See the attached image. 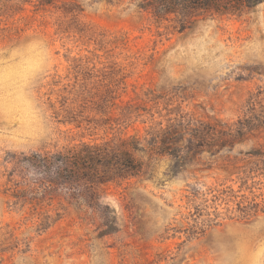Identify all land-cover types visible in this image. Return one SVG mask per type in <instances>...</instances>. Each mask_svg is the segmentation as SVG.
I'll list each match as a JSON object with an SVG mask.
<instances>
[{
	"label": "rangeland",
	"instance_id": "1",
	"mask_svg": "<svg viewBox=\"0 0 264 264\" xmlns=\"http://www.w3.org/2000/svg\"><path fill=\"white\" fill-rule=\"evenodd\" d=\"M258 6L0 0V264H216L264 215ZM34 35L43 72L4 58Z\"/></svg>",
	"mask_w": 264,
	"mask_h": 264
},
{
	"label": "clouds",
	"instance_id": "2",
	"mask_svg": "<svg viewBox=\"0 0 264 264\" xmlns=\"http://www.w3.org/2000/svg\"><path fill=\"white\" fill-rule=\"evenodd\" d=\"M93 10L99 11L98 8H93ZM252 15L256 19H264V8L258 6ZM250 43L264 48V40L250 41ZM37 55L44 61L41 71L43 72L51 59V45L46 38L40 35H34L21 43H16L4 58L16 65L22 61L32 60ZM35 77H30L28 83L22 86L23 92L29 98H31L30 84ZM35 109L39 112L37 106ZM213 251L217 257L216 264H264V215L256 217L247 225L230 227L217 232L213 237Z\"/></svg>",
	"mask_w": 264,
	"mask_h": 264
},
{
	"label": "trees",
	"instance_id": "3",
	"mask_svg": "<svg viewBox=\"0 0 264 264\" xmlns=\"http://www.w3.org/2000/svg\"><path fill=\"white\" fill-rule=\"evenodd\" d=\"M148 4L157 13H191L201 10L218 17L240 16L247 9L262 3V0H147ZM81 159H76L73 164L81 165ZM90 161H92L89 158ZM93 162V161H92Z\"/></svg>",
	"mask_w": 264,
	"mask_h": 264
}]
</instances>
